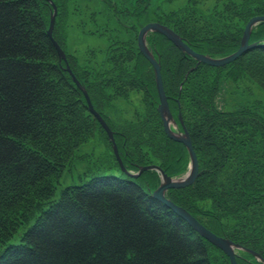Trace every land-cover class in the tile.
Returning a JSON list of instances; mask_svg holds the SVG:
<instances>
[{"label":"trees","instance_id":"1","mask_svg":"<svg viewBox=\"0 0 264 264\" xmlns=\"http://www.w3.org/2000/svg\"><path fill=\"white\" fill-rule=\"evenodd\" d=\"M240 1L244 20L258 11L255 7L264 9V0ZM127 2L132 4V0ZM148 8L139 16L144 15ZM50 10L46 0H0V248L3 249L0 264H212L209 244L183 219L151 197L139 181L113 175L94 177L67 189L58 201L52 202L54 177L57 178L59 170H63L62 164L65 166L66 159L74 155V145L80 146L83 139L89 137L86 130L90 128V122L70 106L76 97L79 102L80 92L70 90V87L64 89L68 86L64 79L65 71L47 35ZM190 15H193L192 11L188 12ZM215 23H219L218 20L212 21L213 25ZM183 27L192 30L191 27H198V22L189 19ZM259 28L258 35H264V24ZM182 31L180 34L187 42L202 53L213 54L212 49L228 45H219L222 40L228 41L223 34L213 38V42L191 35L188 38L187 31ZM189 32L196 35L194 30ZM214 34L218 35L217 32ZM54 35L58 37L57 31ZM258 35L253 33V37ZM157 37L165 39L160 34ZM157 37L154 44L160 53L165 52L158 45L162 40L157 41ZM239 37L240 31L232 34L231 45ZM256 50L250 52L256 60L250 61L251 65L257 67L256 71L250 70L251 74L246 71L248 68L245 69L250 64L240 62L242 58L227 66L233 68L230 69L232 82L239 85L240 75L245 73L264 88V46ZM176 58L172 59L175 61ZM160 59L164 58L161 56ZM177 72L176 76L165 79L170 86L169 92L180 98L186 93L191 94L192 102L188 104L198 107L206 115L199 122L196 116L201 117L202 114L193 112L191 115L194 120L191 125H195L194 137H207V141L216 148L219 147L220 135L227 144L230 139L235 141L228 150L232 148L238 160L248 163L252 181L260 178L261 183L264 179V155L257 154L252 147L253 142L259 141L258 136L264 139V118L258 111H251L261 109V105L254 106V109L238 108L226 114L219 112L213 106V99L218 94V78L204 87L187 86L189 82L182 80L184 84L180 92ZM181 77L184 79L185 76ZM151 94L152 87L149 86L148 95ZM199 100H204L203 106L196 105ZM151 121L155 122L154 119ZM94 125L95 122L92 123ZM67 127L68 132L65 131ZM147 129L154 130L149 126ZM154 134H158V130ZM171 143L173 153L167 157L171 162H166L169 169L182 163L183 155L175 161L174 152H184L182 145L179 144L180 152L178 145L170 140L165 145ZM226 152H212L211 159L204 161L205 172L200 178L216 179L225 168L229 157H226ZM131 157L134 156L126 149L125 159L134 164ZM244 173L243 168L238 171L237 183L242 182ZM245 199L248 200L249 196L245 195L238 201L234 208L238 213L234 215L247 226L245 221L249 220V215ZM32 219L34 222L29 225ZM20 229L21 244L7 246ZM215 230L225 233L222 229ZM254 231L257 229L249 228V233ZM260 233L263 234L264 230ZM260 235L256 237L260 239Z\"/></svg>","mask_w":264,"mask_h":264},{"label":"rangeland","instance_id":"2","mask_svg":"<svg viewBox=\"0 0 264 264\" xmlns=\"http://www.w3.org/2000/svg\"><path fill=\"white\" fill-rule=\"evenodd\" d=\"M106 1L52 0L58 12L55 19V28L53 29L55 33L57 31L58 37L56 38L53 33L52 37L64 50L67 57V61H64L58 55V59L62 62L61 66L66 72H64V79L68 86L64 89H69L70 87V90L76 89L80 92L81 96L79 95V97L81 99L78 97L79 102L76 97L70 106L74 107L75 110L77 109L78 111L76 112L82 113L84 118L86 117L90 122V128L86 130L90 138H84L80 146L79 144L77 146L74 145V155L66 159L67 163H65V166L62 164L61 170H63L61 172L59 170L57 178L56 176L54 177L52 185L55 188V193L52 202L58 201L67 189L82 185L91 178L113 174L119 177L123 176L120 173V166L115 157L112 144L109 142L106 133L95 116L90 112L83 92L80 91L73 81L68 69H70L75 77L77 75L81 77V79H79L80 77L77 78L81 81L85 90L88 91L94 109L103 118H106L108 124L118 132L116 144L120 157L125 158V150L127 149L134 156L131 158L135 160V163L141 166L158 165L161 161H164V164H166V162H171V159L168 160L167 157L171 152L173 153L174 146L172 143L169 146L165 145L169 139L166 135L164 136L162 122L159 120L158 114L153 116L157 112V104L155 102L157 100L159 102L155 85V74L153 66L139 52L137 42L138 32L143 26L155 19V21L166 23L167 26L179 33L183 32L182 29L187 31L185 33L188 38L191 35L197 39L213 41V38L223 34L228 41L222 40L219 42V45L228 44L227 47L214 48L211 53L224 56V54H231L237 50L246 23L252 17L264 15V9H260L262 6H258L255 7L258 11L254 12L248 20L242 19L240 0H150L148 10L144 15L140 16L136 13V10H138L137 6L132 7L127 0H108V3ZM142 1L144 0H140L139 2L141 5H143ZM232 1L234 5H232ZM50 6V15H52L53 6ZM225 10L227 14L223 13ZM189 11H192L193 15L188 16ZM189 19L197 21L198 27H191L192 30H186L183 26H185ZM213 20H218L219 23L213 25ZM180 22L183 23L181 24ZM207 24L210 27H205ZM257 26L254 27L256 30L253 32L256 35L259 34L260 29ZM193 30L196 35L189 32ZM239 31L241 37H239L236 43L231 45L230 38L232 34ZM214 32H217L218 35H215ZM263 37L264 35L255 36L253 40L257 41ZM48 38L52 42V38L49 36ZM155 39L156 37H154ZM157 41H161L158 45L165 51L160 53L164 58L162 59L161 73L165 79L171 75L176 76V70L179 71L177 72L179 77L177 87L178 84L182 83L183 78L181 76L188 77L189 84L187 86L193 85L195 87H198V85L204 87L218 78V94L213 99V106L219 112L226 114L238 108L239 110L241 108L254 109V106L258 107V104H260L261 109L251 111H258L262 114V118H264V88L251 80L245 73L240 75L238 85V83L231 81L230 76H233L230 73L232 72L230 69H233L230 68L231 66L227 68L228 65H226L219 69H215V67L208 69L210 66L195 65L192 60L183 58L172 42L159 37H157ZM156 46L152 42L150 44L151 48H149L155 55H158L156 52L159 51ZM251 51L253 50H249L237 58V60L242 58L240 62L244 61L250 64V67H245V69L248 68L246 71L250 74V70H257L256 65H251L250 62L256 61L253 60L254 55L250 53ZM173 52H176V54H173ZM255 52H258V50ZM175 56L177 58L174 61L172 58ZM237 60L229 64H233ZM238 71H240L239 68ZM98 75H101L100 78ZM141 79H144V81H141ZM149 86L152 87L151 95H148ZM164 86L169 93V84L165 82ZM77 91L75 92L76 95H78ZM190 95L186 93L182 98L176 95L173 96L174 99L178 100L177 102L180 104V107H183L182 110L184 111H182L181 115L185 121L184 126L189 130L195 143L201 167H203L204 161L208 162L211 159L212 152L227 151L226 157H229L226 159L225 168L217 174L216 179L212 177V179L205 180L207 176L200 178L195 185L194 191L191 188L182 189L180 194H177V191L172 192L170 198H174L176 204L182 205L185 210L211 230L222 229L234 241L235 239L238 242L247 241L246 244L249 248L264 256V233H260L262 229L264 230V179L261 183L260 178L256 182L252 181L249 164H244L241 160H238L232 148L228 150L232 147L231 145L235 144V141L232 139L227 144L222 141L224 139L220 135L221 140H218L219 147L216 148L214 144L207 141V137L205 139H202V135H199L197 138L194 137L193 131H195V125H191V122L194 121L191 119V115L194 114L193 112L202 114L201 117L196 116L197 122L206 115H203V111L198 107L188 104L191 101ZM151 96H154V98ZM203 101L199 100V103L196 105L203 106ZM153 102L155 104L151 106L150 104ZM206 104L209 105L208 102ZM153 119L155 122L151 121ZM148 121V126L154 130L148 131ZM93 122H95L94 126H92ZM260 123L259 121L258 124ZM73 127L78 128L75 124H73ZM217 128L215 127V129ZM157 130L158 134H154ZM65 131L68 132V127ZM174 132L182 133V126L179 128L176 125ZM120 134H123V137ZM257 139L259 141L253 142L252 148L253 150H257V154L261 155L263 153L264 155V139L260 136ZM154 140L158 143H155ZM251 143L250 141V147ZM174 144L178 145L177 149L179 148L181 152L182 149L179 144ZM245 148L247 149L246 146ZM166 150H170V152ZM237 150L239 151L240 149L237 148ZM181 155H183V158ZM179 156L183 162L182 164L179 162L180 166L182 167L185 164L187 170L190 164L188 157L186 159L187 153L185 155V151L183 154L174 152L173 160L176 161ZM250 161L251 159L249 158ZM253 161L256 162V158ZM131 165L128 161L125 163L127 168L136 172L137 167L135 168ZM242 168L245 172L243 180L241 183H237V173ZM247 169L248 171H246ZM185 171L171 176L174 179H181L185 177ZM156 178L154 174L144 173L139 181L145 185L149 184V187L154 189L161 184ZM245 195L249 196V199H245L244 203L247 206L246 212L249 215V220L245 221L248 223L247 226H244V222L238 220L237 216L234 215L238 213L234 211L235 205ZM33 222L34 219L30 221L29 225ZM252 227L257 229V231L249 233V228ZM20 230L18 231L20 233L11 239L7 243V246L21 244L22 230ZM256 234H262L260 235L261 238H257ZM208 248L212 264H228L227 258L223 253L210 245H208ZM2 250L0 253H2ZM245 256L247 257V254ZM250 260L256 263L255 258ZM239 263L245 264L243 261H239Z\"/></svg>","mask_w":264,"mask_h":264},{"label":"water","instance_id":"3","mask_svg":"<svg viewBox=\"0 0 264 264\" xmlns=\"http://www.w3.org/2000/svg\"><path fill=\"white\" fill-rule=\"evenodd\" d=\"M46 1L49 2L53 6V13L50 17V25H49V30L47 34L50 38H52L53 45L56 48L60 59L67 61V57H66L64 50L60 47L58 43H56V41L52 37V33H53L54 25H55V19L57 16V7L56 5L53 4L52 0H46ZM260 23H264V15L252 17L245 26V29H244V32L241 38L240 46L237 49V51L225 57H221V58H214L209 55L196 52L192 47L189 46V44L178 33H176L174 30H172L168 26L158 23V22H152V23L146 24L145 26L141 28V30L138 33L137 42H138L139 51L148 60V62L153 66V69H154L155 85H156V90H157V94L159 98V104H158L157 110L162 120L164 131L170 139L176 142L182 143L185 146L188 152L189 158H190V170H189L188 176L182 180H173L168 175H166L160 167L155 166V165L140 167L139 172L137 174H130L126 170H124L122 161L118 153L117 144H116L115 137H114V132L112 131L110 126L107 124V122L104 120V118L94 109L91 103L90 97L88 95V92L85 90L84 86L79 82L77 77L74 76V74L70 71V69H68L73 78V81L75 82L77 87L83 92L90 112L95 116L96 120L102 126L110 142L112 143L115 155L119 161L120 166L123 168L124 172L134 178L139 177L144 171H148V170H157L161 172L163 181L160 184V186L153 192L152 194L153 198L163 203L167 208H169L177 216L183 219L188 225L192 227L194 231H196L199 234V236L203 237L208 242H210L212 245L219 248L225 255H227V257L229 258L230 264H237V260H236V256L234 252L235 248L245 250L255 256H260V254L250 249L244 248L241 245L234 243L228 238H224V237H220L216 235L214 232H212L207 227H205L193 215H191L187 210L175 204L174 202H172L170 199H168L165 196V193L168 189L183 188V187H187L193 184L199 175V165H198L197 155L194 150L190 134L188 130L185 128L180 114H179V120L182 124L183 132L177 133V132H174L172 129V125H174V128H176L177 124L171 113L169 103H168V96L165 92L163 77L161 73L162 65H161L160 60L156 58L153 52L149 49L148 44H147V36L151 32L162 34L168 40H170L174 44V46H176L183 54L190 56L191 58L196 60L197 65L206 64V65H210L213 67H224L228 65L229 63L237 60V58H239L245 52L252 50L258 46L259 42L250 43V37L253 31V28ZM262 260L264 262V258Z\"/></svg>","mask_w":264,"mask_h":264},{"label":"bare ground","instance_id":"4","mask_svg":"<svg viewBox=\"0 0 264 264\" xmlns=\"http://www.w3.org/2000/svg\"><path fill=\"white\" fill-rule=\"evenodd\" d=\"M146 9H147V8H145V9L142 10V11H145ZM260 47H261V46H258V47L254 48V49H252V50H256V49H258V48H260ZM238 48H239V47H238ZM238 48H237V49H238ZM235 51H237V50H235ZM183 80H184V82L186 83V82L188 81V77L185 76ZM189 226H190V225H189ZM190 228L192 229L191 226H190ZM192 230H193V229H192ZM193 231H194V230H193ZM194 232H196V231H194ZM196 233H197V232H196ZM197 234H198V233H197ZM198 235H199V234H198ZM244 261H246V262L249 263V264H252L251 261H249V260H244Z\"/></svg>","mask_w":264,"mask_h":264},{"label":"flooded vegetation","instance_id":"5","mask_svg":"<svg viewBox=\"0 0 264 264\" xmlns=\"http://www.w3.org/2000/svg\"><path fill=\"white\" fill-rule=\"evenodd\" d=\"M172 109L174 110V104H173V106H172ZM174 113V112H173ZM244 260H249V261H251L249 258H247V257H242ZM251 263H254V262H252L251 261Z\"/></svg>","mask_w":264,"mask_h":264}]
</instances>
